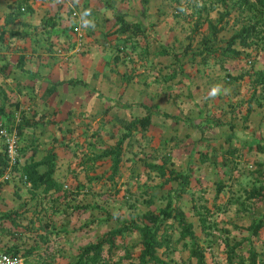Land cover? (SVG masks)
<instances>
[{"label":"rangeland","instance_id":"1","mask_svg":"<svg viewBox=\"0 0 264 264\" xmlns=\"http://www.w3.org/2000/svg\"><path fill=\"white\" fill-rule=\"evenodd\" d=\"M200 2L201 0H180L179 3L176 0H148L147 3L142 0H92L95 4L94 12H88L87 15L84 8L74 10L70 7L73 19H70L65 29L56 30L63 36L61 40L56 39L64 43L65 37L73 38L77 35L78 41L75 42L76 45L80 44L79 56L89 55L88 58L82 59L84 65L90 61L94 63V75L88 76L87 86L72 85L71 90H65V87H71L66 86L65 82L72 76V69L63 66L57 79L58 82L64 81L60 86L62 92L52 102V107L56 110L51 120L54 128L50 125V128L36 126L31 129V133H27L30 136L28 141L32 140V137L36 140L29 145L27 155L35 152V157L43 158L49 148L55 146L59 154L58 176H65L63 179L71 178V174L76 173V170L82 182H87L89 175L95 177L96 174H103L104 169L107 176L95 178L93 184L87 183L78 195L68 191L66 198L58 195L44 198L40 190L36 191L30 183L19 181L18 177L8 178L9 181L3 182L11 185L9 182L16 179V182L23 185L18 189L15 188L17 185L14 186V196L20 201L19 205L15 209H8L9 204H5L6 209L0 210V216L14 211L20 215L19 225L9 228V232H3L4 237L13 241V245H19L21 249L29 247L27 243H32L42 250L41 255L27 256L20 264H74L81 247L96 242L105 232L119 227L122 223L139 222L141 217L138 220L136 217L143 212L157 211L165 205L169 197L167 195L174 193L171 190L172 185L176 184H161V179L156 177L155 172H149L143 166V158L126 162L121 176L117 177L115 183L108 178L111 174V158L101 155L104 148L117 142L131 115L147 113L144 108L146 106L152 110L153 127L151 126L152 130L143 137L140 132L134 133L133 151H140L137 143L141 141L149 144L147 154L152 150V146L162 151L167 150V153L170 150L173 153L178 152L179 156H173L175 169L189 171L192 175L190 190L183 195L181 205L188 219L194 224L208 264H214L215 261L221 264L226 258L223 244V234L226 232L220 233L218 228L215 230L216 225L230 229L232 240L239 241L248 236L245 228L253 218L264 214V205L253 201L248 202V211L235 204H227L231 198H245L246 191L251 189L249 182L253 175L250 174V167L256 161H264V148L249 151L244 141L254 144L259 142L264 146V102L263 106H259L256 102H250L249 98L253 73L264 68V53L259 59L254 56L231 61L233 64H230L228 70L223 69V63L219 61L210 60L209 64L203 63L199 53L204 47L202 39L208 29L206 12L197 22L196 19L190 18V14L178 13L182 7L194 6L192 10L197 9ZM206 3L208 7H214L208 19L216 21L223 8L216 3L212 4L210 0ZM118 13L126 15L128 21H139L150 27L145 37L137 39L139 43L136 45V51L128 48L121 56V52H113L112 47L106 43L107 32L115 27L114 25L107 31L111 25L109 21L115 19ZM197 13L198 11L194 12L199 15ZM237 15L238 13L234 12L226 18L224 23L228 24L225 29L219 32L216 43H210L213 47L226 46L237 28L234 22ZM80 33L82 37L79 36ZM52 37L49 36L48 39ZM89 37L93 38L91 42L100 44L97 48L104 49V52L110 55L106 58L112 67L111 70L107 67L108 72L106 69L102 74V69L97 68L101 61L100 54L96 51L90 55L91 51L87 47ZM52 42L47 40L48 45ZM165 46L172 50L166 53L163 50ZM173 51L175 54L179 53L180 61H177ZM115 55H119L121 60L116 61ZM248 59L253 61L252 66ZM66 61L65 59L64 62ZM80 61L82 63V60ZM251 73L253 76L250 77ZM241 74V79H234ZM168 83H172L169 89ZM218 88L221 91H217ZM46 101L50 102L49 99ZM40 106L42 110L43 107L45 109L44 103ZM12 113L8 112L7 122L15 127L19 116L15 115L16 113L12 116ZM209 117L213 120H208ZM58 127L63 130L65 136H61ZM62 137L66 141H72V145L65 146L66 142ZM38 141L42 146H39ZM4 143L2 140L1 147ZM24 143L23 139H20L19 145ZM76 143L77 145H74ZM36 144L38 149L35 150L32 146ZM127 156L131 157V154L127 153ZM146 158L155 161L154 157ZM158 161L161 162L160 156ZM87 165L89 168H82ZM94 165L96 168L93 169ZM42 169L45 170L44 167ZM196 178L200 179L199 185ZM236 178L239 179L235 180ZM68 180L74 182L75 179ZM127 180L130 184H127ZM218 181L223 183L224 189L217 200L225 205L215 213L206 215L204 209L195 208V205L211 206L214 203L215 185ZM105 187H109L111 192L103 195ZM33 194L36 196L32 197ZM89 206H95L97 210L88 209L85 212L83 207ZM200 212L208 217L209 224H213L212 230L209 231H213L214 236H208V232L202 229ZM92 219L103 220L93 225ZM25 231L26 235H21ZM141 240L142 236L138 231H127L123 238L118 237L113 249L105 246L104 256H112V260H119V264H138ZM254 240L258 251L264 252V232ZM0 247L4 251L7 249L1 245ZM124 248L130 249V257H125ZM188 256V250H182L181 256H175L172 264H180L178 260L181 257L187 259ZM102 262L103 260H99V264Z\"/></svg>","mask_w":264,"mask_h":264},{"label":"trees","instance_id":"2","mask_svg":"<svg viewBox=\"0 0 264 264\" xmlns=\"http://www.w3.org/2000/svg\"><path fill=\"white\" fill-rule=\"evenodd\" d=\"M176 1L178 3L180 2V0ZM142 2L147 3L148 0H142ZM206 2L207 0H201L200 6L194 10H192V8H195L194 6L189 8L182 7L178 10V13L181 15L190 14V18L196 19V22L202 17V14H205L206 12L205 20L208 22V29H206L205 36H203L202 39V41H204V47L200 49L199 53L202 55L203 63L209 64L210 60H214L215 62L219 61L223 63V69L228 70L229 66H231L230 64H233L231 61L241 60L242 57L251 58L255 56L256 59H259L264 53V0H210L212 4L216 3L223 8V11L218 13L219 15L216 21L208 19L210 18L209 13L214 9V7H208ZM196 11H198L197 14L199 15L194 14ZM234 12L238 13L234 19L237 28L234 29L225 47H213L210 43H216L219 32L225 29L226 24H228L227 22L224 23V21ZM219 24L222 25L219 26ZM149 29V26L147 27L139 21H128L126 15L118 13L115 16L114 29L106 34V43L109 47H112L113 52H121L120 56L128 48H132L131 51L135 52L136 45L139 43V41L137 42V39L145 37ZM163 50L168 53V51L172 49L165 46ZM173 53L176 56L177 61H180L178 60L179 53L176 52L175 54L174 51ZM120 56L115 55V60L120 61ZM248 63H251L252 66L253 61L248 59ZM248 63H246V65H248ZM253 74L254 76L252 73L250 74V77L253 76L251 79L252 82L250 83L252 86L251 95L249 96L250 102H256L259 106H263L264 68L255 70ZM242 77L243 75L241 74L235 76L234 79L238 80ZM63 83L64 81L58 82V84ZM67 83L73 86H87V83L82 80H70ZM15 107L18 109L19 105ZM144 108L147 113L144 115H131V119L125 123L123 132L117 142L104 148L101 153L103 157L111 158V174L108 176L109 181L117 183V177L121 176L125 163L130 161L134 162L137 158L141 157L143 158V166H145L149 172H155L156 177L161 179V184H164L165 186L169 184H176L172 185L173 189H171L174 193L172 195H167L169 197H167L165 205L159 207L157 211H145L136 217V220L141 217V221L138 220L139 222L135 221L131 223H122L119 227L105 232L96 242L81 247L74 264H99V260H103L102 264H119V260H112V256L106 258L103 252L105 250V246H108V249H113L116 246L118 237L123 238L127 231H138L142 236L141 254L139 256L140 262L138 264H172V260L175 259V256H181L182 250H188L189 256L187 259L181 257L178 260V262L180 261V264H208L206 253L197 238L194 224L188 219L187 213L181 205L183 195L190 190L192 183L191 173L189 171H178L175 169V162L173 160L175 153H173L172 150L167 153V150L162 151L161 149H157L152 146V150L147 154L146 150L149 148V144H144L139 141L137 146L140 151H133L132 140L134 133L140 132L142 137L145 136L146 133L151 130L153 123L152 110L148 106ZM0 110L2 113L7 112L5 105H2ZM208 120L213 119L209 117ZM49 121L51 122V119H49ZM23 122L26 123L24 124ZM29 122L30 119L26 116H22V122H17L14 127L13 125H8L0 120V135L3 138V141H5L2 134L3 129H8L9 131L15 129L17 131L16 133L18 138L16 142L18 157L15 164L11 163L6 141L1 148L0 188L5 182L9 181L8 178L18 177L20 181L23 180L22 182L24 183H30L36 191L40 190L44 198H53L57 195L59 197L66 198V196L69 195H67L68 191L69 193L72 192L74 195H78L80 190L84 189L87 183L93 184L95 178L101 179L103 176H107L104 174L107 172L106 169H104L103 174H96L95 177H91L89 175L88 181L82 182L79 180V175H77L76 170V173L71 174V178H66V180L63 179L65 176H58L59 154L55 146H51L47 151V154L40 160H35L34 152L31 156H29L31 158V162L28 163L27 160L25 164H22L20 157L27 156L29 147L26 144H19L20 139H24L26 127L31 124ZM44 125L46 126V124ZM58 130L61 136H65L63 130L60 128ZM71 133L73 134V132ZM64 140L65 139H63V141ZM236 141H238V139H236ZM244 141L246 142V148L249 151L264 148V146L259 142L254 144L249 143L246 140ZM65 142V146L67 147H70L73 143L72 141L66 140ZM74 145H77V143ZM127 153H130L131 157H128ZM159 156L161 157V162L158 161ZM146 157H154L155 161H149ZM41 167H45V170L42 171ZM82 168L87 169L89 166L87 165ZM92 168H96V165ZM249 170L250 174L253 176L250 177L251 179L249 182L251 189L246 191L247 194L245 198L241 199L240 197H236L235 199L231 198L227 201L229 206L235 204L245 211L249 210V201L264 205V161H256ZM72 178L75 179L74 182L68 180ZM238 179L239 178H236L235 180ZM199 180L200 179L196 178L197 185L201 183ZM109 181L107 180V182ZM127 182V184H130L129 180H127ZM215 186L216 194L214 203L211 206L195 205V208L200 207L204 209L206 215L215 213L216 210H220L225 205L223 202L219 203L217 200L220 192L224 189L223 183L218 181ZM65 188H68L69 190H66ZM105 189L106 191H103V195L106 192H111L109 187H105ZM34 196H36V194L32 195V197ZM83 209L85 212L88 211V209H92L94 211L97 210V207L89 206L87 208L83 207ZM93 214L95 213L93 212ZM0 217V228H4L1 229V232L11 231L7 227V222H9L10 228L19 225L18 219L20 215L16 211L13 213H7ZM207 218V216H204L200 212L199 220L202 229L204 232H208V236L212 237L215 233L209 230H212L213 224H209ZM102 220L103 219H92L91 222H93V225H97ZM217 228L220 233L226 232L225 235L223 234V244L226 258L221 264H264V252L258 251L254 240L255 238H258L262 232H264V214L253 218L250 224H248L245 228L248 236L243 237L242 240L239 241L236 239H233L234 241L232 240L229 235L231 233L230 229L218 227V225H216L214 229L216 230ZM26 233L27 232L25 231L21 235H26ZM20 239H22V237H20ZM30 244L32 243H27L29 247H25L23 249H21L19 245H11L8 246L5 251L19 258L42 254V250L38 247V245ZM179 245H181V247H179ZM124 250L126 254L125 257H130V249L124 248ZM161 250L163 251L161 252ZM165 257H168V259ZM42 260H44V258ZM214 264L219 263L215 261Z\"/></svg>","mask_w":264,"mask_h":264},{"label":"crops","instance_id":"3","mask_svg":"<svg viewBox=\"0 0 264 264\" xmlns=\"http://www.w3.org/2000/svg\"><path fill=\"white\" fill-rule=\"evenodd\" d=\"M93 5L95 7L92 0L90 2L88 0H0V107L5 105L7 109L6 113H2L0 110V120L6 124L9 123L6 117L9 110L10 113L15 111L16 114L12 113V116L13 114L19 116L18 122H22V116L30 119L29 123L31 124L26 127L23 139L24 144L28 147L36 140L32 137V140L28 141L30 136L27 133H31V129L36 126L50 128V125H52L51 128H54V124L49 119L52 120L56 112L52 107L53 99L58 98L62 92L60 87L62 84H58L57 79L61 75L63 66L66 65V69H72V76L66 81V86L71 85L67 83L70 80H82L88 83V76L94 75V63L90 61L84 65V59H82L83 57L88 58L89 55L79 56L80 44L76 45L75 42L78 41L77 35L73 38L65 37L63 39L65 42L62 43L60 40L63 36L60 35L59 31H56L57 29H65L69 25L70 19H73L71 18L73 11L70 7L74 10L84 8L85 13L87 11L91 14L94 12ZM84 20L87 21L88 19ZM96 20L98 19L96 18ZM109 23L111 25L107 31L115 25V19L113 18ZM48 35L53 36L52 39H48ZM56 38H60V40ZM89 39L90 41L87 39L89 44L87 47L91 51L89 54L93 55L96 51H99L100 54L101 61L97 68L102 69V74L106 69L108 72L111 65L109 59L106 58H109L110 55L106 54L104 49L97 48L100 44L91 42L92 37ZM47 40L53 42L48 45ZM64 58L67 60L66 62H64ZM80 68H85V70ZM171 84L168 83V89L171 88ZM65 88V90H71L72 85ZM217 91H221V89L218 88ZM75 98L78 100V96ZM47 99L50 100L49 104ZM41 103H44L45 106L43 110L40 106ZM17 105H19L18 109L15 107ZM2 140L0 135V152ZM32 147L35 150L38 149L37 144ZM32 154L22 157L21 163L25 164L27 160L28 163L31 162L29 156ZM175 155L179 156L177 151H175ZM40 159L35 157V160ZM42 168L41 170L44 171ZM9 183L11 185L6 183L2 186L0 210L6 209L5 204H9L8 209H15L19 205L20 201L14 195L15 190L23 185L16 182V179ZM15 185H17L16 189L14 188ZM7 227L10 228V224ZM1 231L0 228V245L6 249L13 245V241L6 239ZM0 249L4 251L3 248L0 247ZM24 258L27 256L20 258V260Z\"/></svg>","mask_w":264,"mask_h":264},{"label":"built area","instance_id":"4","mask_svg":"<svg viewBox=\"0 0 264 264\" xmlns=\"http://www.w3.org/2000/svg\"><path fill=\"white\" fill-rule=\"evenodd\" d=\"M80 37H82V33L79 34ZM17 131L13 129L12 131H9L8 129H3L2 134L5 138L6 144L8 146V154L11 158V163L15 164L16 159L18 157V151H17ZM21 260L19 257L8 253L6 251H3L0 249V264H20Z\"/></svg>","mask_w":264,"mask_h":264},{"label":"clouds","instance_id":"5","mask_svg":"<svg viewBox=\"0 0 264 264\" xmlns=\"http://www.w3.org/2000/svg\"><path fill=\"white\" fill-rule=\"evenodd\" d=\"M88 13H85V15H87Z\"/></svg>","mask_w":264,"mask_h":264}]
</instances>
